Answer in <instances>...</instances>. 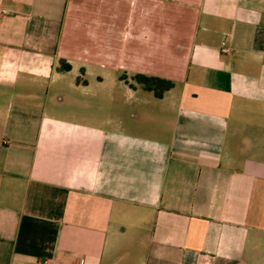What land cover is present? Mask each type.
<instances>
[{
    "label": "crops",
    "instance_id": "1",
    "mask_svg": "<svg viewBox=\"0 0 264 264\" xmlns=\"http://www.w3.org/2000/svg\"><path fill=\"white\" fill-rule=\"evenodd\" d=\"M0 10V264H264V0Z\"/></svg>",
    "mask_w": 264,
    "mask_h": 264
},
{
    "label": "trees",
    "instance_id": "2",
    "mask_svg": "<svg viewBox=\"0 0 264 264\" xmlns=\"http://www.w3.org/2000/svg\"><path fill=\"white\" fill-rule=\"evenodd\" d=\"M61 63L60 71L68 72L71 70V66L68 63L65 61H61ZM133 80L145 90L153 92L157 98H162L174 86L171 81L144 75H135Z\"/></svg>",
    "mask_w": 264,
    "mask_h": 264
},
{
    "label": "rangeland",
    "instance_id": "3",
    "mask_svg": "<svg viewBox=\"0 0 264 264\" xmlns=\"http://www.w3.org/2000/svg\"><path fill=\"white\" fill-rule=\"evenodd\" d=\"M61 66H62V63H60V68H61ZM127 73H124V78L129 82H133L134 80H133V78L132 77H126L127 75H126ZM135 82V81H134ZM133 82V83H134Z\"/></svg>",
    "mask_w": 264,
    "mask_h": 264
},
{
    "label": "built area",
    "instance_id": "4",
    "mask_svg": "<svg viewBox=\"0 0 264 264\" xmlns=\"http://www.w3.org/2000/svg\"><path fill=\"white\" fill-rule=\"evenodd\" d=\"M2 15V11L0 10V16ZM225 52L227 51V50H224Z\"/></svg>",
    "mask_w": 264,
    "mask_h": 264
}]
</instances>
